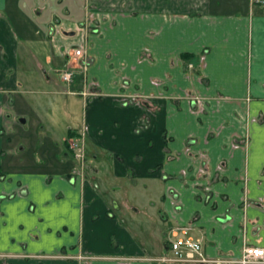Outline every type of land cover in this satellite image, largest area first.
<instances>
[{
	"label": "crops",
	"instance_id": "1",
	"mask_svg": "<svg viewBox=\"0 0 264 264\" xmlns=\"http://www.w3.org/2000/svg\"><path fill=\"white\" fill-rule=\"evenodd\" d=\"M71 42L89 64L49 93L87 165L65 138L34 171L8 100ZM174 235L264 247V0H0V264H164Z\"/></svg>",
	"mask_w": 264,
	"mask_h": 264
},
{
	"label": "rangeland",
	"instance_id": "2",
	"mask_svg": "<svg viewBox=\"0 0 264 264\" xmlns=\"http://www.w3.org/2000/svg\"><path fill=\"white\" fill-rule=\"evenodd\" d=\"M89 18L91 19L90 16ZM91 21H93L92 23H95L94 20ZM76 46H78L76 45V43L71 42L64 47L66 49H73ZM53 67L54 66L50 65L44 66V71H46V74L42 73L41 71L28 74L26 72L18 70L16 73V78L18 79L17 83L19 85H22L23 77H30L32 78L33 82H29V84L26 86H18V89L11 97L12 105L10 106V115H8L11 118L10 121H13L16 129L13 127L12 129L9 128L11 130H7V136H11V143L9 145L11 149L10 156H14V150L17 153L14 157H12V161L17 162L21 160L22 162L29 164L30 167H33L31 168V170L34 171L43 170V168L48 171L58 170V165L60 166L59 162H61L62 158L59 153V150L62 148V139H65L67 137V129L62 127L60 128L61 131H59L55 128V125H58L57 123L59 121L60 114L54 111L56 103L54 104L53 99L55 96H53V94H50L49 91H53V86H61V81L60 74L57 72L59 69ZM79 72L81 75L84 74L85 70H81ZM77 76H75L74 78H76ZM48 78L52 81L47 80ZM73 81L74 79L72 80V82ZM83 85L86 87H82V92H87L86 94L88 96L95 95L96 91L93 90L94 88H92V86H89L90 88H88V83L85 81V79L83 80ZM39 91H43L44 93H40ZM79 92H77L76 95L83 97L78 94ZM38 97L41 98L44 103H42L43 106L41 105V107L43 108H38L39 106L36 103V98ZM19 118L25 119L26 123L23 125L19 124ZM15 121H17V123ZM51 132H54V134H52ZM78 139L82 144V138L80 137ZM82 146L85 151L84 155L86 161V147H84L83 144ZM11 157L8 156L7 158ZM73 160L76 164L78 163L80 165V163L75 159ZM74 174L79 173L76 172Z\"/></svg>",
	"mask_w": 264,
	"mask_h": 264
},
{
	"label": "built area",
	"instance_id": "3",
	"mask_svg": "<svg viewBox=\"0 0 264 264\" xmlns=\"http://www.w3.org/2000/svg\"><path fill=\"white\" fill-rule=\"evenodd\" d=\"M254 2L261 4L263 0H254ZM67 55L69 58L60 70V79L64 83H71L75 76L80 75L79 71L85 70L89 60H87L82 47H74ZM86 93L80 91L79 94L87 97L88 95ZM67 141L68 150L72 157L83 166L85 162V151L79 139L70 138ZM160 262L164 264H264V247L244 245L237 258L209 260L203 255L202 245L199 240L174 235L173 239L169 240L167 254L160 258Z\"/></svg>",
	"mask_w": 264,
	"mask_h": 264
},
{
	"label": "flooded vegetation",
	"instance_id": "4",
	"mask_svg": "<svg viewBox=\"0 0 264 264\" xmlns=\"http://www.w3.org/2000/svg\"><path fill=\"white\" fill-rule=\"evenodd\" d=\"M49 31H50V32H49V36H52L53 29L51 28ZM66 56H67L66 59H68V58H69L68 55H66ZM61 69H62V68H60V69L57 71L59 74H60V70H61ZM69 84H70V83H69ZM79 93H80V92H79ZM79 93H78V94H79ZM11 97H12V96H10V97H9V100H8V103H9L10 106L12 105ZM6 118L9 119V120L11 119L10 116H7ZM15 122L17 123V121H15ZM18 123L21 124V125H23V124L26 123V121H25V119H23V118H19ZM16 125H17V124H16ZM70 138H72V137H70ZM70 138H68V139H70ZM67 142H68V141H65V143H66V147H67V149H68V143H67ZM20 150H21V148H20ZM73 159H74V158H73ZM86 165H87V159H86V161L84 162V165H83V166L86 167ZM70 179H71V180H74L73 178H70Z\"/></svg>",
	"mask_w": 264,
	"mask_h": 264
}]
</instances>
